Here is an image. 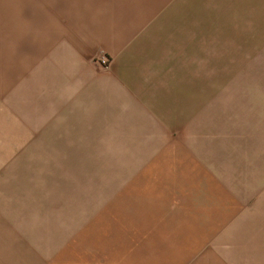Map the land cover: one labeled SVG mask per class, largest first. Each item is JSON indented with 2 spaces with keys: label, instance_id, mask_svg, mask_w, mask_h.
<instances>
[{
  "label": "rangeland",
  "instance_id": "374dc122",
  "mask_svg": "<svg viewBox=\"0 0 264 264\" xmlns=\"http://www.w3.org/2000/svg\"><path fill=\"white\" fill-rule=\"evenodd\" d=\"M76 1L84 2L0 0L3 109L17 84L26 104L34 69L44 79L33 116L44 125L0 172L18 173L19 219L62 239L61 264H156L164 237L193 234L195 205L221 191V178L246 182L257 170L264 174V0H110V7L128 6L132 17L148 8L147 25L162 24L161 39L175 27L181 37L188 27L198 33L196 46L179 53L176 82L162 91L156 82L139 88L128 107L137 116H110V94H127L110 92V82L77 88L74 68L47 66L50 77L44 71L50 61L38 49L58 46L65 18L74 14L66 6ZM209 24L226 44H215L212 34L211 46H203ZM124 78L133 88L132 73ZM124 117L137 121L117 122Z\"/></svg>",
  "mask_w": 264,
  "mask_h": 264
},
{
  "label": "crops",
  "instance_id": "0c3cea01",
  "mask_svg": "<svg viewBox=\"0 0 264 264\" xmlns=\"http://www.w3.org/2000/svg\"><path fill=\"white\" fill-rule=\"evenodd\" d=\"M119 5L110 7V0L70 2L66 10L74 14L66 16L64 28L58 34V46H41L38 51L50 61L44 69L48 77L51 67L47 66H63L74 68L75 75L80 72L77 88L86 83L110 82V92L115 88L127 92L110 94V116H137L128 107L131 99L139 100V88L149 90L151 83L156 82L162 91L163 84L176 82L179 53L187 50L185 46H196L198 33L188 27L181 37L175 27L168 37L161 39L162 24L147 25V16L151 14L148 8L136 10L132 17L128 6ZM220 25L219 21L215 27ZM212 34L218 36L215 44H226L221 39L224 33L211 32L209 24L206 30L203 27V46H211ZM103 55L111 58L107 66L100 63ZM154 66H160L159 70H153ZM36 71L26 80V104L19 100L20 91L25 90L23 85L14 87L4 109L0 90V169L4 159L44 125L33 122L44 99V85L40 86L44 79H40L41 70ZM131 73L133 88L127 86L124 78ZM83 77L87 82H83ZM46 81L50 83L52 79ZM29 89L34 90L31 95ZM50 103L51 99H46V105ZM5 117L12 122H4ZM121 121L117 122L125 124L137 119L124 117ZM6 172H0V264H61L58 249L62 239L48 234L47 227L19 219L18 173ZM263 180L264 174L260 175L259 170L246 182H236L231 176L221 178V191L216 188L208 195V201L195 205L199 213L198 219L190 220L193 234L164 237L168 239L164 241V256L153 259L156 264H264V192L260 195Z\"/></svg>",
  "mask_w": 264,
  "mask_h": 264
},
{
  "label": "built area",
  "instance_id": "2783aa9c",
  "mask_svg": "<svg viewBox=\"0 0 264 264\" xmlns=\"http://www.w3.org/2000/svg\"><path fill=\"white\" fill-rule=\"evenodd\" d=\"M109 61H110V59L106 55H103V56L100 57V63L103 66H107L109 64Z\"/></svg>",
  "mask_w": 264,
  "mask_h": 264
}]
</instances>
